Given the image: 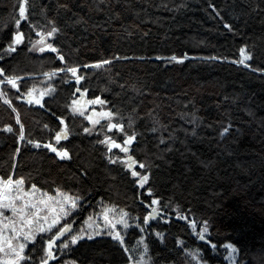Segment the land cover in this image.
<instances>
[{
    "label": "trees",
    "instance_id": "16d2710c",
    "mask_svg": "<svg viewBox=\"0 0 264 264\" xmlns=\"http://www.w3.org/2000/svg\"><path fill=\"white\" fill-rule=\"evenodd\" d=\"M27 16L17 25L18 0H0V80L19 77L0 84V177L80 197L48 264H192L197 252L217 264L224 244L236 263L264 264V0H28ZM53 27L58 51L35 50ZM16 31L24 39L11 45ZM39 84L51 86L40 104L26 102ZM80 92L113 115L92 125L73 105ZM106 137L128 147L131 169ZM99 204L129 214L123 243L99 235L61 249ZM152 209L161 214L145 220ZM53 232L28 245L27 264L45 258Z\"/></svg>",
    "mask_w": 264,
    "mask_h": 264
},
{
    "label": "snow or ice",
    "instance_id": "6c2138e0",
    "mask_svg": "<svg viewBox=\"0 0 264 264\" xmlns=\"http://www.w3.org/2000/svg\"><path fill=\"white\" fill-rule=\"evenodd\" d=\"M28 0H18V13L19 19L15 21L17 25L20 24L21 20H25L28 18ZM58 31L55 27H53L50 31L46 33H38L41 36V40L37 42V44H43V47H38L37 50L44 51V48L50 49L52 52H57V48L53 46L51 43H45V36H52L54 32ZM24 39L22 34L19 31L14 32L11 45L20 44ZM9 47V51L14 50L12 47ZM241 59L238 63H245L246 60H249L251 57L249 54H246L245 49L242 47L240 49ZM61 60L64 59L63 56L60 57ZM159 59V57H158ZM183 57H177L173 55L171 60H176L180 62ZM108 61L101 60L95 63V67H100L103 64H107ZM87 67V65H85ZM56 71H60L57 69ZM68 72H71L73 76H75L76 80L79 81L81 77L76 75V68H68ZM4 69H0V75H2ZM48 73H45L47 76ZM19 77L16 76H6L5 80H0V84L7 82V84L11 85L13 88H16L17 81ZM51 87V86H49ZM47 90L41 92V95H44ZM4 92L0 91V98L4 97ZM19 98V97H17ZM27 98L29 103L40 104V99L34 98L32 96V89H29L27 93ZM96 102H101L100 98H96ZM5 103H10L8 100H5ZM76 101H73L75 104ZM15 112L16 109L13 108ZM107 116H112L113 113L107 112L103 113ZM19 117H17V123H19ZM62 122V121H61ZM97 121H93L96 123ZM109 128H119L120 125H113L112 123L108 124ZM5 130L10 131L11 128L8 125H5ZM87 132L88 129H85ZM24 131L23 125L20 126V136L18 139H23ZM57 139H60V134H57ZM108 139L107 137L105 138ZM133 137L128 136L124 141L125 145L129 144L132 141ZM29 143H35L33 141H29ZM114 144V142H113ZM39 147V144H36ZM111 146V145H110ZM45 147L49 148L52 152H55L57 156L61 158H66L68 156V152L64 149H57L52 147L51 144L46 145ZM17 151H20L17 148ZM124 151L127 152V148H124ZM143 167V165H141ZM133 176L137 175L136 172L132 173ZM148 177L145 175L141 177L137 182L143 184ZM39 190L36 189V185L33 184L29 191L24 190V181L22 179L13 180L11 176L7 179H0V264H27L29 259H32L30 255H25V248L28 246L29 241L37 240L38 233H46L51 232L55 225H57L63 216H67L71 209L77 207L76 201L80 199L79 196L71 197L67 193L57 191V197L48 196L47 193H42L40 196H37L35 193ZM153 204L156 203L155 200L152 201ZM42 210H46L42 215ZM5 211L9 212L10 215H5ZM107 213V208L105 209V214H103V219L105 221V226L114 225L115 221L110 220ZM183 219V218H181ZM147 220V217H145ZM120 223L126 224V221L123 219V215L120 218ZM70 224L65 223L63 227L56 231L54 235L51 236L50 239L44 241L43 252L44 257L40 259V264H48V259H54L53 257V244L57 240L58 237L62 236L69 228ZM99 225H95L91 234H87L81 229L80 233L76 235H71L70 240L72 244H76L77 240L81 239L82 235H88V238L91 239L92 235H99ZM108 235H112L113 239L119 240L123 243L122 238L120 237L118 232H115L114 228L107 232ZM43 239V237H41ZM67 241L60 245L61 249L67 247ZM34 250H38L36 245L32 246ZM229 249L232 248V245H228ZM34 264V262H33ZM65 264H69V262H65ZM71 264H76L75 261H71Z\"/></svg>",
    "mask_w": 264,
    "mask_h": 264
},
{
    "label": "rangeland",
    "instance_id": "374dc122",
    "mask_svg": "<svg viewBox=\"0 0 264 264\" xmlns=\"http://www.w3.org/2000/svg\"><path fill=\"white\" fill-rule=\"evenodd\" d=\"M43 39H44L45 43H49L48 36H45ZM40 40H41V37H39L38 39H36L33 42V45H31L35 50H37L38 47H43V44H37V42L40 41ZM44 50H46V48H44ZM37 51L38 52H42V51H39V50H37ZM49 88H50L49 85L39 84V85H37V87L30 88V89H32V90L34 89L35 90L33 92V93H35V95H33V96H37V97L40 96V97H42L41 92H43L45 90H47L46 92H48ZM26 93H25V95H26ZM75 101L78 104V96L75 99ZM76 103L73 104V105H76ZM89 106H90L89 109H91L94 113L91 114V115H89V118L88 119L90 120V122L92 123V125H96L101 119L104 118L105 115L98 113L100 111H98L95 107H93L92 102L89 103ZM75 107H77V106H75ZM82 108L83 107H80V108L77 107V109H79V110H81ZM87 110H86V112H87ZM93 121H97L96 124L93 123ZM113 142L114 141L112 139H109L108 138L107 140H105L104 143H106L108 145H111L110 146V150L111 149H114V148L121 149V151L124 153V154H122L123 156L121 157L122 158L121 160L123 161L124 165L128 166L127 164L129 162H131V160L130 161L128 160V157H129L127 155L128 153L124 151L125 146H122L121 144L116 143V142H114V144H113ZM127 151H128V147H127ZM0 179H7V178L0 177ZM12 179L13 180H16L18 178L12 177ZM19 179H22V178H19ZM31 187L32 186H29L28 187V186H26L24 184V190L26 192L29 191L31 189ZM36 189L39 190L38 192L35 193L37 196H40L42 193H47L48 196L57 197V191L58 190H56L54 193H48V192H46V191H44V190H42V189H40L38 187H36ZM61 192L67 193V192H64V191H61ZM68 195L71 196V197H73L70 194H68ZM78 203H79V200L76 201L77 206H78ZM97 207L98 208L95 211H91L90 213H86L84 216H81L80 222L78 223V226L75 228L74 231H72L71 235H76V234L80 233L81 229H83L85 233L91 234V232L94 229L95 225H99L100 226L99 229H98V231L100 233L99 235L110 236V237L113 238V236L112 235H108L107 232L111 231L114 228L115 232H118L119 235H120V237H123L122 234L126 231V228H128L129 225H130L129 224V219H130L129 214L126 211H124L122 209H118V208H116V207H114L112 205L99 204V205H97ZM106 208H107V213L106 214L108 215L109 219L115 221L114 225H109L107 227L105 226V221L103 219V214H105V209ZM77 209H78V207H76L74 209H71L69 211V213H68L67 216H63L61 218L60 222L57 225L54 226V228H53V230L51 232L38 233L37 234V240L41 236L42 237L43 236H47L50 233H52L53 231H55L59 227V225H61V223L64 220L69 219V217H71L74 213H76V212L78 213L79 211H77ZM45 211L46 210H42V215L45 213ZM77 213L73 216V219L72 220H75V218H78L79 217V215H77ZM5 215H10V213L7 212V211H5ZM122 215H123V219L126 221V224L120 223V218H121ZM191 227L193 229L196 228L195 226H191ZM201 232H203L204 235L206 234V231L204 229H201ZM54 234L55 233L53 232V235ZM198 234H199V232H198ZM71 235L70 236H67L65 238V240H63V243L65 241L71 242V240H70ZM99 235H92V237L99 236ZM82 238H88V235H82L81 236V239ZM34 241H36V240H34ZM34 241H29L28 242V245L31 244V243H33ZM63 243H61V244H63ZM61 244H59V245H61ZM228 245H230V244H224L222 246V249L220 250V256H221V259H222L223 262L222 263H217V264H239V263H236L237 260H236V250H235V248L232 246V248L229 249ZM27 247L28 246H26V248H25V255H26ZM55 249L56 250H59V246L58 247L57 246H54L53 247V256H54V252L56 251ZM192 259H193V263L192 264H207V262L200 260V257L198 256V252L192 254ZM67 262H69V264H71V260H68Z\"/></svg>",
    "mask_w": 264,
    "mask_h": 264
},
{
    "label": "water",
    "instance_id": "95a60500",
    "mask_svg": "<svg viewBox=\"0 0 264 264\" xmlns=\"http://www.w3.org/2000/svg\"><path fill=\"white\" fill-rule=\"evenodd\" d=\"M32 95H33V93H32ZM25 97H24V100L26 101V102H28V98H27V93H26V95H24ZM39 99V98H38ZM81 101H83V103H84V101H86L87 102V98H86V96H85V94H83V92L81 93H79V95H78V103L79 102H81ZM34 103V102H33ZM83 103L81 104V105H83ZM36 104V103H35ZM102 111V110H101ZM100 111V112H101ZM128 160L130 161L131 160V157L129 156L128 157ZM128 166H126V167H128V169H131L132 167L131 166H133L132 165V162H129L128 164H127ZM134 172V171H133ZM141 177H143V176H141ZM141 177L140 178H138L139 180L141 179ZM158 214H161V212L159 211V210H154V209H152L150 212H149V215L147 216V221H149L150 219H152V218H154V217H156V215H158ZM72 226L62 235V236H60V237H58L57 238V240L54 242V244L57 242V241H59V240H61L62 238H63V236L67 233V232H69V231H71L72 230ZM199 237V239L201 240V241H204V242H206V243H208L209 244V241L208 240H206V239H204V236L202 235V234H200V236H198ZM53 244V247L55 246ZM48 260H51V258H49Z\"/></svg>",
    "mask_w": 264,
    "mask_h": 264
},
{
    "label": "flooded vegetation",
    "instance_id": "af4514ba",
    "mask_svg": "<svg viewBox=\"0 0 264 264\" xmlns=\"http://www.w3.org/2000/svg\"><path fill=\"white\" fill-rule=\"evenodd\" d=\"M33 96V95H32ZM34 98H37L36 96H33ZM83 103V101H81V102H79L78 104L76 103V105L75 106H77V107H88L87 105H88V100H87V102L86 101H84V103H83V105H81ZM98 111H101V110H98ZM87 113H88V115H91V114H93L94 112L91 110V109H89V107H88V110H87ZM98 113H100V114H103V113H105L104 111H101V112H98ZM58 134H60V136H61V138H64L65 137V135H64V132H62V131H60V133L58 132ZM203 233V232H202Z\"/></svg>",
    "mask_w": 264,
    "mask_h": 264
}]
</instances>
